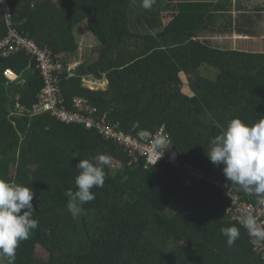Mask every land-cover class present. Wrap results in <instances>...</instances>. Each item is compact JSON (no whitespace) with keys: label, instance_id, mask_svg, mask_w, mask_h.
<instances>
[{"label":"trees","instance_id":"trees-1","mask_svg":"<svg viewBox=\"0 0 264 264\" xmlns=\"http://www.w3.org/2000/svg\"><path fill=\"white\" fill-rule=\"evenodd\" d=\"M214 7L192 0H154L150 9L142 0H0V179L33 190L39 221L20 242L15 264H264L217 188L206 181L188 186L162 162L149 167L116 137L145 143L163 125L174 161L222 177L253 206L264 200L231 184L206 155L228 121L251 125L264 116V53L198 38ZM83 22L98 45L71 74L58 56L77 52L74 28ZM20 38L63 66L52 73V111L39 106L45 79L35 57L15 43ZM87 77L104 78L105 91L90 90ZM62 109L82 122L59 121L52 114ZM101 154L109 157L105 185L91 189L95 199L73 218L65 191L77 190L75 165ZM230 226L240 232L232 246L220 232Z\"/></svg>","mask_w":264,"mask_h":264},{"label":"clouds","instance_id":"clouds-1","mask_svg":"<svg viewBox=\"0 0 264 264\" xmlns=\"http://www.w3.org/2000/svg\"><path fill=\"white\" fill-rule=\"evenodd\" d=\"M153 3L154 0H142V7L150 9ZM74 69L66 67L71 74ZM88 78L105 80L93 77L84 80ZM161 127L164 128L163 125ZM154 143L162 151L153 164L170 145L163 136L155 138ZM206 155L214 165L223 166V175L231 184L239 186L249 195L264 198V116L251 125L239 118L228 121L226 127L210 140ZM108 162L109 157L101 154L91 161L79 160L75 165L78 169V175L74 178L77 190L65 191L68 198L66 207L73 218L82 214L84 204L95 199L91 189L104 187V165ZM33 198L34 192L29 186L0 179V264H5V261L6 264H15L20 242L28 239L31 230L38 228ZM238 223L257 241L264 240V225L259 224L254 215L242 216ZM220 232L228 246H232L240 236L236 226L221 228Z\"/></svg>","mask_w":264,"mask_h":264},{"label":"built area","instance_id":"built-area-1","mask_svg":"<svg viewBox=\"0 0 264 264\" xmlns=\"http://www.w3.org/2000/svg\"><path fill=\"white\" fill-rule=\"evenodd\" d=\"M2 1V0H1ZM2 10L5 13H9V9L6 3L2 2ZM10 39L8 40V42ZM17 46L22 47L23 50L32 54L35 59L38 67L41 70L42 76L45 79V88L43 89L42 93L39 97V106L45 111H52L55 107V94L57 93L56 84L52 81V73L61 74L63 70V66L54 59L51 54L45 50L39 49L35 44H33L29 40H24L22 38L17 39L15 41ZM5 76L9 80L15 79V74L11 71H7ZM76 106H81V102L79 100H74ZM94 108L93 110H95ZM37 113V112H34ZM53 116H55L59 121L65 123H81V119L77 114H70L66 110H58L54 111ZM115 135V134H114ZM163 136L167 139L168 143L170 142L168 135L165 133L163 127L156 130L154 133H147L143 139H146L145 143H139L134 138L129 136H125L123 134L116 136L118 140L125 144L127 147L138 151L141 155H144L146 161L149 163V166L152 167L158 162H162L169 166L175 167L178 171L181 172V179L186 183L188 186L192 182L198 183L200 181H206L210 185L217 188L221 195L228 199L227 205L225 207V212L229 216L230 219L236 221L242 216L246 215H254L257 218L259 224L264 225V200L253 206L251 203L245 201L241 197L233 194L231 192L230 187L224 181L222 177H218L213 175L210 172H205L196 169L190 165H180L177 161H174L173 158L168 154L166 151L167 148L163 150L161 157L156 161L159 154L161 153L162 149L157 148L154 139ZM248 232V231H247ZM249 234V233H248ZM250 236V235H249ZM250 242L252 244V248L257 256L261 258L264 263V240L257 241L255 238L250 236Z\"/></svg>","mask_w":264,"mask_h":264},{"label":"crops","instance_id":"crops-1","mask_svg":"<svg viewBox=\"0 0 264 264\" xmlns=\"http://www.w3.org/2000/svg\"><path fill=\"white\" fill-rule=\"evenodd\" d=\"M192 1H210L214 2L215 7L211 8L206 19L208 29L198 34V38L208 41L212 46H218L224 42L229 44L231 48H237L249 53H264V32L262 28V21L264 18V5H261L257 0H250L247 4L241 0H231V5L224 6L222 0H192ZM242 4H241V3ZM171 11H168L163 16L167 18L164 23L168 22L171 18ZM241 22H244L240 25ZM85 23V22H83ZM220 24V25H219ZM230 25V29L224 30V33H219L216 26ZM240 25V31L236 30ZM79 26V25H78ZM76 26V27H78ZM75 27V28H76ZM215 27V28H214ZM74 28V30H75ZM91 34V33H90ZM75 36V35H74ZM76 38V36H75ZM79 48L76 53L72 55L61 54L59 55L60 61L66 67H77L82 61L87 60L89 54L81 50V44L76 38ZM94 40L95 37H94ZM217 41V42H216ZM220 41V42H219ZM97 42V40H96ZM87 47V46H85ZM84 53V54H83ZM95 88L102 89L105 80H94L88 78ZM90 90H95L93 87H88Z\"/></svg>","mask_w":264,"mask_h":264},{"label":"rangeland","instance_id":"rangeland-1","mask_svg":"<svg viewBox=\"0 0 264 264\" xmlns=\"http://www.w3.org/2000/svg\"><path fill=\"white\" fill-rule=\"evenodd\" d=\"M243 3L247 4L250 0H241ZM259 1V3L261 5H264V0H257ZM241 3V2H240ZM242 4V3H241ZM163 14L165 15L166 12H163ZM164 21L167 20V18H163ZM262 28H263V32H264V18H263V21H262ZM74 35L76 36V38L78 39V41L80 42V44L82 45L80 48L81 50L83 51H86V53L90 54L91 50L93 48H95L98 44L96 42V40H94V36L92 34H90V32L88 31V28L86 26V23H81L78 27L75 28L74 30ZM262 41L264 42V38H262ZM217 42V41H216ZM220 42V41H219ZM87 46V47H85ZM84 54V53H83ZM85 62V59L82 61V63ZM181 79H182V82H183V88L182 90L185 92V93H189V87H188V78H187V75L186 74H182L181 75ZM94 81V80H93ZM98 81V80H97ZM85 84L87 85V87H93V83H91L89 81V79L87 80H84ZM106 83H104L102 89L100 88H95L94 91H98V90H101L100 92L102 91H105L106 89ZM22 176V175H21ZM184 252H186L187 249H182Z\"/></svg>","mask_w":264,"mask_h":264}]
</instances>
